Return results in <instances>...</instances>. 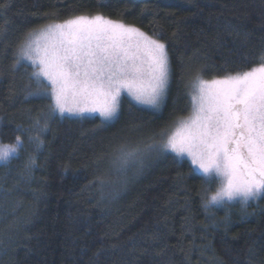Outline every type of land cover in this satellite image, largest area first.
Instances as JSON below:
<instances>
[{
	"label": "trees",
	"instance_id": "trees-1",
	"mask_svg": "<svg viewBox=\"0 0 264 264\" xmlns=\"http://www.w3.org/2000/svg\"><path fill=\"white\" fill-rule=\"evenodd\" d=\"M78 15L164 42L169 87L159 109L123 99L106 122L51 115L37 149L17 126L43 123L51 100L29 95L32 67L13 68L15 56L28 33ZM262 54L264 0H0V144L23 140L0 163V264H264V195L205 208L217 181L149 148L191 112L197 75L235 74ZM133 150L139 160L118 171Z\"/></svg>",
	"mask_w": 264,
	"mask_h": 264
},
{
	"label": "snow or ice",
	"instance_id": "snow-or-ice-1",
	"mask_svg": "<svg viewBox=\"0 0 264 264\" xmlns=\"http://www.w3.org/2000/svg\"><path fill=\"white\" fill-rule=\"evenodd\" d=\"M30 64L36 90L29 95L50 98L49 115L33 120L28 140L37 149L51 115L99 114L102 122L118 113L122 93L139 104L159 109L167 93L171 64L167 45L139 28L102 15L77 16L28 33L13 68ZM191 115L174 130H163L153 151L187 158L206 183L219 187L204 207L239 201L245 205L264 195V54L247 70L190 84ZM35 130V135L32 131ZM23 147L0 144V163L7 164ZM139 150L122 151L118 171L139 160ZM29 158V171L35 165Z\"/></svg>",
	"mask_w": 264,
	"mask_h": 264
},
{
	"label": "rangeland",
	"instance_id": "rangeland-1",
	"mask_svg": "<svg viewBox=\"0 0 264 264\" xmlns=\"http://www.w3.org/2000/svg\"><path fill=\"white\" fill-rule=\"evenodd\" d=\"M78 16H81V15H78ZM90 16V15H89ZM72 18H75V17H72ZM106 18V17H105ZM69 19H71V18H69ZM107 19H109V18H107ZM111 20H113V19H111ZM113 21H117V20H113ZM59 23H61V22H59ZM124 23V22H123ZM146 33V32H145ZM147 34V33H146ZM149 35V34H148ZM150 36V35H149ZM156 38V37H155ZM158 39V38H157ZM222 77H224V76H222ZM204 79V78H203ZM212 79H214V78H211V79H205V80H212ZM123 99H127V100H129L130 102H132V103H134V104H136V105H140V106H143V107H150V106H148V105H143V104H139V103H137L136 101H134V100H132V98L131 97H129L128 95H127V93H122V95H121V100H123ZM191 111V110H190ZM94 115H96V116H98V117H100L99 116V114H96V113H93V114H84L83 116H94ZM191 115V112L186 116V117H183L182 119H186V118H188L189 116ZM63 116H69V117H81V116H77V115H71V114H68V113H65ZM82 116V117H83ZM116 117V116H115ZM114 117V118H115ZM113 118V119H114ZM112 119V120H113ZM172 130H174V129H172ZM171 130V131H172ZM175 155V154H174ZM180 159V158H179ZM183 159H186L188 162H189V164L191 165V161L189 160V159H187L186 157L185 158H183ZM183 159H180V160H183ZM193 167V166H192ZM193 170H195L194 169V167H193ZM195 172H197L196 170H195ZM198 173V172H197ZM198 174H200V173H198ZM200 175H202V174H200ZM217 185H218V187H219V183H218V181H217ZM217 187V188H218ZM216 188V189H217ZM214 193V192H213ZM213 193H211L210 195H212ZM210 195L208 196V197H210ZM259 198V197H258ZM257 198V199H258ZM256 200V199H255ZM234 202H238L239 203V201H234ZM241 203V202H240Z\"/></svg>",
	"mask_w": 264,
	"mask_h": 264
}]
</instances>
